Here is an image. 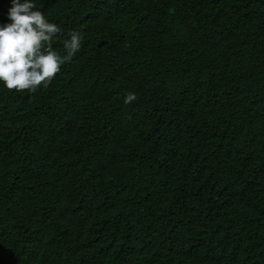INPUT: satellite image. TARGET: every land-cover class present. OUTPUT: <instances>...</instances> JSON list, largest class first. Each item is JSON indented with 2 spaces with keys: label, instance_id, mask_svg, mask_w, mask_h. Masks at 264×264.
Wrapping results in <instances>:
<instances>
[{
  "label": "trees",
  "instance_id": "16d2710c",
  "mask_svg": "<svg viewBox=\"0 0 264 264\" xmlns=\"http://www.w3.org/2000/svg\"><path fill=\"white\" fill-rule=\"evenodd\" d=\"M80 25L47 88L0 82V264H264V0H110Z\"/></svg>",
  "mask_w": 264,
  "mask_h": 264
},
{
  "label": "clouds",
  "instance_id": "9594fccd",
  "mask_svg": "<svg viewBox=\"0 0 264 264\" xmlns=\"http://www.w3.org/2000/svg\"><path fill=\"white\" fill-rule=\"evenodd\" d=\"M12 5L8 14L11 23L0 26V82L9 91L35 93L41 86L47 88L61 66L77 54L82 34H68L70 39L63 43L62 56L53 48V39L61 29L50 23L42 11L35 10L34 0H12ZM136 99L135 93L129 92L124 103Z\"/></svg>",
  "mask_w": 264,
  "mask_h": 264
},
{
  "label": "rangeland",
  "instance_id": "374dc122",
  "mask_svg": "<svg viewBox=\"0 0 264 264\" xmlns=\"http://www.w3.org/2000/svg\"><path fill=\"white\" fill-rule=\"evenodd\" d=\"M10 1L12 2V0ZM49 1H52L53 4H56L61 10L65 8H70L71 11H74L78 13L79 15H84L76 21H73V22L68 21L67 23L64 21H59V20L52 21L48 18L47 15L45 16V18L50 23H55L61 29L60 33L53 39V48H54V45L63 46L64 41L70 39L68 35L70 32L75 31V32L81 33V28L83 25L79 26V24L82 21L90 20L91 14L104 10L107 4L110 5V0H77V4L75 5V7H69L66 4V0H49ZM23 2L24 0H21V3ZM4 4H5V9L3 10ZM11 7H12L11 5L7 4V0H0V26H5L11 23L9 19V15H8L9 9ZM22 93L33 94L27 90L23 91Z\"/></svg>",
  "mask_w": 264,
  "mask_h": 264
}]
</instances>
